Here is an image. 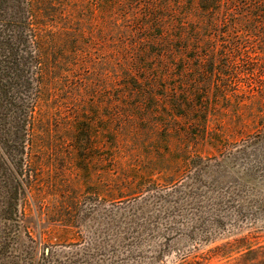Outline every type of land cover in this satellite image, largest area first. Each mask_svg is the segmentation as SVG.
Returning <instances> with one entry per match:
<instances>
[{
    "label": "rangeland",
    "instance_id": "1",
    "mask_svg": "<svg viewBox=\"0 0 264 264\" xmlns=\"http://www.w3.org/2000/svg\"><path fill=\"white\" fill-rule=\"evenodd\" d=\"M169 2L175 4L172 12L154 10ZM49 3L43 43L51 67L33 153L39 174L28 183L34 189L26 200L21 196L18 214L7 216L20 187L4 183L0 170V264H124L119 260L126 254L119 258L112 243L113 215L98 216V199L109 206L117 191L167 183L185 169L184 157L215 153L218 140L231 143L263 131L259 2L226 1L212 22L196 4L178 0ZM159 15L168 16L171 27H187L170 50L159 47L162 56L147 60L153 44L148 38L161 32L149 24ZM260 154L264 169V146ZM257 185L264 202V183ZM84 198L95 210L83 222L87 241L81 245L55 219L64 203ZM246 229L244 234L254 229L255 248L264 249V215ZM94 240L100 250L92 247ZM179 248L171 245L166 264H177ZM241 256L212 264H246ZM250 258L264 264V251Z\"/></svg>",
    "mask_w": 264,
    "mask_h": 264
},
{
    "label": "trees",
    "instance_id": "2",
    "mask_svg": "<svg viewBox=\"0 0 264 264\" xmlns=\"http://www.w3.org/2000/svg\"><path fill=\"white\" fill-rule=\"evenodd\" d=\"M49 1L0 0V170L4 183H18L20 187L16 191L18 203L13 210H5L7 216L18 214L21 196L26 200L34 189L28 183H35L39 174L33 153L44 77L51 67L43 43V11L49 10ZM178 1L186 7L196 4L212 22L220 14V6L231 0ZM256 1L260 7L258 17L264 24V0ZM171 6L175 4L169 2L154 10L172 12ZM190 14L186 10L185 15ZM156 17L149 25L161 32L148 38L153 44L147 49V60L162 56L159 47L168 46L170 50V44L182 38L187 27L184 22L171 27L166 24L168 16ZM262 128L231 143L218 140L213 145L215 153L184 157L185 169L178 177L165 179L167 183H140L127 191L129 194L117 191L109 206L98 199L94 205L98 216L102 219L108 212L113 215L109 224L115 229L114 250L119 258L126 254L119 261L166 264L169 248L177 243V264H212L214 259H231L236 253H242L246 264L263 263L250 258L264 251L250 240L254 229L244 234L264 215V202L257 191V183H264L260 154L264 124ZM92 206L86 198L71 200L62 205L60 219H55L81 245L87 241L83 222L95 210ZM231 235L238 238L231 241ZM91 245L101 249L99 241Z\"/></svg>",
    "mask_w": 264,
    "mask_h": 264
}]
</instances>
